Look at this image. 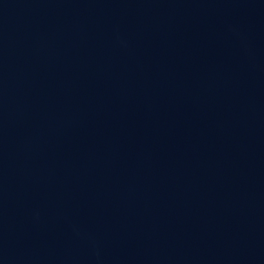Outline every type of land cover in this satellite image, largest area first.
<instances>
[{
  "label": "water",
  "instance_id": "obj_1",
  "mask_svg": "<svg viewBox=\"0 0 264 264\" xmlns=\"http://www.w3.org/2000/svg\"><path fill=\"white\" fill-rule=\"evenodd\" d=\"M0 264H264V0H0Z\"/></svg>",
  "mask_w": 264,
  "mask_h": 264
}]
</instances>
